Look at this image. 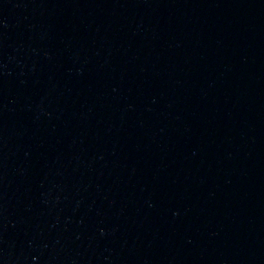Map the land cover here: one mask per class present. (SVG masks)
Listing matches in <instances>:
<instances>
[{"label":"water","instance_id":"water-1","mask_svg":"<svg viewBox=\"0 0 264 264\" xmlns=\"http://www.w3.org/2000/svg\"><path fill=\"white\" fill-rule=\"evenodd\" d=\"M0 264H264V0H0Z\"/></svg>","mask_w":264,"mask_h":264}]
</instances>
